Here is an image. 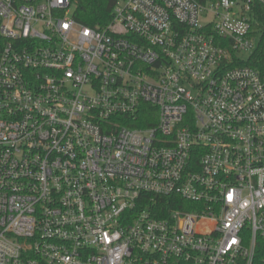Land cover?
Instances as JSON below:
<instances>
[{"label":"built area","instance_id":"2783aa9c","mask_svg":"<svg viewBox=\"0 0 264 264\" xmlns=\"http://www.w3.org/2000/svg\"><path fill=\"white\" fill-rule=\"evenodd\" d=\"M112 1L0 0V264H264V0Z\"/></svg>","mask_w":264,"mask_h":264},{"label":"trees","instance_id":"16d2710c","mask_svg":"<svg viewBox=\"0 0 264 264\" xmlns=\"http://www.w3.org/2000/svg\"><path fill=\"white\" fill-rule=\"evenodd\" d=\"M75 1H76V8L74 11V16L78 22L94 28H103L111 20V11L113 6L112 0H75ZM257 20L259 22V27L261 28L262 35L259 46L255 51V53L253 54V57L243 62L244 64L247 65L261 64V61L264 56V8H262L259 14H257ZM145 110H149L151 114L154 113V122H155L157 120V109L152 107L151 105L145 104ZM155 112H156V118H155ZM126 124L133 127H139V126H147L153 124V122L152 123L142 122L141 120H139V121H134L130 124L129 123ZM160 199H161V203H157L156 205L151 206V208L155 210V213H158V210H161L160 213H158L160 216L167 215V213L174 208L189 209L191 206L188 203L185 205V202H183V200H181V198L177 196L162 197ZM170 200H176L180 202V204L170 203Z\"/></svg>","mask_w":264,"mask_h":264},{"label":"rangeland","instance_id":"374dc122","mask_svg":"<svg viewBox=\"0 0 264 264\" xmlns=\"http://www.w3.org/2000/svg\"><path fill=\"white\" fill-rule=\"evenodd\" d=\"M257 43H258V39H257V41H256Z\"/></svg>","mask_w":264,"mask_h":264}]
</instances>
